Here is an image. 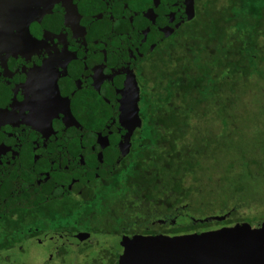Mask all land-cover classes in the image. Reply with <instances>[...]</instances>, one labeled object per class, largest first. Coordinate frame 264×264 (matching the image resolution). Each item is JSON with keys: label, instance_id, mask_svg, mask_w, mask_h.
<instances>
[{"label": "water", "instance_id": "95a60500", "mask_svg": "<svg viewBox=\"0 0 264 264\" xmlns=\"http://www.w3.org/2000/svg\"><path fill=\"white\" fill-rule=\"evenodd\" d=\"M194 0H0V214L108 177L141 131L134 68ZM115 264H264V221L136 234Z\"/></svg>", "mask_w": 264, "mask_h": 264}, {"label": "trees", "instance_id": "16d2710c", "mask_svg": "<svg viewBox=\"0 0 264 264\" xmlns=\"http://www.w3.org/2000/svg\"><path fill=\"white\" fill-rule=\"evenodd\" d=\"M263 63L264 0H194V16L182 21L134 68L141 131L112 174L91 179L78 196L65 195L32 209L40 208L42 219L55 220L57 230L75 225L129 235L174 236L237 222L228 212L200 216L190 204L212 206L216 200L197 201L194 193L206 187V177V182L215 181L208 173L218 147L238 156L233 150L237 147L230 148L226 139L214 144L211 135H201L200 121L217 119V113L234 116L230 109L235 111L236 101L264 85ZM238 131L253 146L264 134L248 137ZM261 146L260 154L263 142ZM251 163L258 167L253 159ZM218 186L220 181L215 188L221 195ZM244 219L252 226L263 222ZM20 223L21 219L13 222Z\"/></svg>", "mask_w": 264, "mask_h": 264}, {"label": "rangeland", "instance_id": "374dc122", "mask_svg": "<svg viewBox=\"0 0 264 264\" xmlns=\"http://www.w3.org/2000/svg\"><path fill=\"white\" fill-rule=\"evenodd\" d=\"M260 75L264 77V71ZM253 85L255 84L251 83V86ZM260 88L263 89V92L260 91ZM255 89L257 92H251L248 96L236 101L235 111L230 109V112H235L234 116L224 117L217 113V116H215L217 119L204 118L200 121L201 135H205V133L211 135L210 141L214 144L218 140L226 139L230 148L237 147V150H233L238 155L236 158L231 157L234 153L228 155V152L225 153L222 147H218L216 150L214 154L216 158L211 161L210 166L213 169L208 173L209 176L212 174L211 177L215 181H213V184L206 182L208 180L206 177V181L202 180V184L206 187H202L197 194L194 193V196L199 198L197 201L208 198H216V200L212 199V206L211 203L201 206H197L193 202L190 203L197 208L199 211L197 213L200 216L228 212V217L234 220L238 219L237 221H243L245 217H252L254 222L264 221V153H258L259 149L263 150L261 149V142L264 143V134H262L264 133V85L255 87ZM234 118H237L238 121L234 122ZM239 128L248 137L253 136V133L262 134V137L255 138L257 146H253L248 139L240 136ZM251 159L258 162V167H256V164L251 163ZM231 161H233V165H229L228 162ZM208 162L209 160H207ZM250 167L252 173L249 172ZM260 167L262 170L257 171ZM204 175L206 176V174ZM219 181L220 186L218 188L221 195L217 192L218 189L215 188ZM30 246L24 245V252L20 250L17 252L16 249L14 251L6 250V254L9 253L11 257L6 261V264H40L41 257L43 258L45 255V250H43L41 257L40 254L35 253L30 258L25 253ZM0 264L5 263L0 261Z\"/></svg>", "mask_w": 264, "mask_h": 264}, {"label": "flooded vegetation", "instance_id": "af4514ba", "mask_svg": "<svg viewBox=\"0 0 264 264\" xmlns=\"http://www.w3.org/2000/svg\"><path fill=\"white\" fill-rule=\"evenodd\" d=\"M80 194L81 191L71 195L78 196ZM53 199L55 198L46 201ZM44 202L30 206H16L23 210H12L10 209L12 207H8L0 214V261L6 264V261L11 258L9 253L6 254V250L14 251L16 249L17 252L19 250L24 252V245H31L25 252L30 258L35 253L40 254L41 257L43 250L46 251H44L45 255L43 258L41 257L40 264H115L121 251V243L125 242V239H130L133 235L139 234H120L108 229L103 231L80 227L76 229L75 225H69L67 229L63 230L54 229L52 224L55 220L42 219L41 209H32ZM20 219V225L13 224V222L16 223ZM240 222L251 223L243 220L220 227L232 226ZM254 223L256 224L257 222ZM9 225H12V229ZM8 239L11 242H7Z\"/></svg>", "mask_w": 264, "mask_h": 264}]
</instances>
